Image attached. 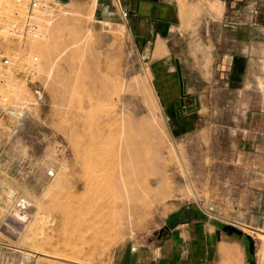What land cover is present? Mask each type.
Here are the masks:
<instances>
[{"label":"rangeland","instance_id":"374dc122","mask_svg":"<svg viewBox=\"0 0 264 264\" xmlns=\"http://www.w3.org/2000/svg\"><path fill=\"white\" fill-rule=\"evenodd\" d=\"M213 2L186 0L159 55L123 15L96 13V0H47L34 10L37 40L0 25V264H264V35L247 50L237 34L246 13ZM7 3L25 15L26 0ZM242 52L250 66L240 80L227 64ZM35 55L41 100L24 76ZM127 131L147 146L136 156ZM87 179L100 190L93 199ZM195 220L217 238L186 241L180 225ZM118 221L123 229L106 235L103 222ZM222 231L233 244L218 243Z\"/></svg>","mask_w":264,"mask_h":264},{"label":"crops","instance_id":"0c3cea01","mask_svg":"<svg viewBox=\"0 0 264 264\" xmlns=\"http://www.w3.org/2000/svg\"><path fill=\"white\" fill-rule=\"evenodd\" d=\"M61 1H83V0H61ZM95 12L100 11L101 17L116 19L122 17V12L127 11V23L136 31V42H141L145 49L149 48L154 52L157 42L171 41V37L175 36L178 25H181L179 16V4L177 0H96ZM229 3L234 8L235 13L245 12L248 20L245 22L246 27H240L237 30L238 38L244 39L247 34V50L255 48L257 42L256 36L264 35V0H220ZM71 2L69 4H73ZM237 28V27H235ZM173 40V39H172ZM261 43V42H260ZM167 45V44H166ZM168 53L158 57L166 58L171 54V50L167 45ZM263 48V47H262ZM202 64V63H201ZM230 74L235 78L244 79L249 74L250 58H245L244 53H235L231 56L228 64ZM188 233L187 240L205 239L211 241L210 238H217L218 232L215 228L211 229L208 223L201 224L197 220L180 225ZM210 226V227H209ZM214 226V225H212ZM215 234L209 233L214 230ZM187 230V231H186ZM210 234V235H209ZM228 234V233H227ZM229 235H225L222 231L220 240L225 244H233L234 241ZM216 263V262H215Z\"/></svg>","mask_w":264,"mask_h":264},{"label":"built area","instance_id":"2783aa9c","mask_svg":"<svg viewBox=\"0 0 264 264\" xmlns=\"http://www.w3.org/2000/svg\"><path fill=\"white\" fill-rule=\"evenodd\" d=\"M10 0H0V25L1 29L5 30L6 33L12 35L14 38L27 41V40H37L42 37V33L38 30V27L34 22H32L33 14L35 9H40L46 3L47 0H26V13L24 16H21L15 11L11 10L10 5L7 3ZM123 17L128 16L127 11L122 12ZM3 21V23L1 22ZM11 22V24H9ZM39 57L37 55L32 56L29 60V63L26 67L25 72V80L31 87L38 98L37 100H41L43 97V91L41 86L38 85L37 79H35V75L37 74ZM1 63L3 66H7L10 64V59L4 57L1 59ZM6 85V78L3 75L0 76V105L4 97L3 87Z\"/></svg>","mask_w":264,"mask_h":264},{"label":"bare ground","instance_id":"6f19581e","mask_svg":"<svg viewBox=\"0 0 264 264\" xmlns=\"http://www.w3.org/2000/svg\"><path fill=\"white\" fill-rule=\"evenodd\" d=\"M188 5L186 4V0H181L180 1V14H181V16H185L186 14H187V12L189 11V9H188V7H187ZM218 6H219V3L217 2V0H216V2H213V3H211V4H209V7L211 8V10H213V11H217L218 10ZM189 8H190V6H189ZM194 8V7H193ZM209 8V9H210ZM195 10H197L196 8H194ZM192 10V8L190 9V11ZM195 12V11H194ZM194 12H192V13H194ZM192 13H190V14H192ZM180 14H179V16H180ZM193 16V15H192ZM164 46H163V43L162 42H159L158 43V45H157V51H156V54L155 55H159V54H161V53H164ZM133 87V86H132ZM151 87V86H150ZM143 88V87H142ZM151 93H152V91H151ZM128 123H129V125L131 126V125H139V122L138 121H136V120H134L133 118H128ZM139 128V127H138ZM129 129H130V127H129ZM155 135H157V133L155 134ZM124 138H125V142L124 143H126L125 144V151L127 152V153H129V152H131L133 155H135L136 156V153L139 151V150H145V148H147V146H146V144H140V143H137L136 142V140H135V133L132 131V132H129V131H127L126 132V135L124 134ZM160 140H161V136H160ZM160 140H158V142H157V145H156V147H155V149H157V148H159V147H161L162 146V141H160ZM123 168V169H125L126 171H130V166L128 165V163L125 161V162H122V166H121V164H120V168ZM139 167V169L137 170L138 172H140V174L141 175H145L146 176V174H148V173H150L149 171H146V170H144L143 168H141L140 167V165L138 164V166H137V168ZM85 170V169H84ZM120 172V171H119ZM150 181V180H149ZM148 181V182H149ZM150 182H152V181H150ZM121 183V182H120ZM119 183V184H120ZM124 184V183H123ZM124 186V185H123ZM84 187H85V195H87L89 198L91 197V199H93L94 197H92L91 195H92V193L93 192H97V194L100 192V190H98V188L96 187L95 188V190H93L92 191V187H91V183L89 182V179H87L86 180V183H85V185H84ZM139 187V186H138ZM142 187V186H141ZM144 187V189H143V191H147V192H149V190H150V187L148 188L147 187V185L145 186H143ZM142 189V188H141ZM124 192H126V194H133V196H138V194L136 193L137 191H138V189H137V187L136 186H134L133 184H131V183H127L126 185H125V187H124V190H123ZM95 194V193H94ZM80 197V196H79ZM78 201V200H77ZM76 203V202H75ZM78 203H79V201H78ZM77 203V204H78ZM79 205V207H80V204H78ZM80 209V208H79ZM131 209V208H130ZM129 210V209H128ZM133 211V213H129V212H132ZM129 210V212L126 214V216L125 217H123V220L122 221H127L128 220V222L130 223V222H133V217L132 216H134L135 217V215H136V213H134L135 211H134V209L133 210ZM66 217V216H65ZM127 219V220H126ZM121 221V222H122ZM104 223V225H103V227H102V230L104 231V233L107 235V233H109V232H111V230H113V228H115L114 230L117 232V233H119L122 229H123V225L118 221V225H115V224H112V227H110L109 226V224L108 223H105V222H103ZM96 227H99V225H97ZM96 231H100L99 229H96ZM133 233V232H132ZM119 241V240H118ZM93 243V241H91V244ZM70 257H72V256H70ZM73 258H75V257H73ZM76 259V258H75Z\"/></svg>","mask_w":264,"mask_h":264},{"label":"water","instance_id":"95a60500","mask_svg":"<svg viewBox=\"0 0 264 264\" xmlns=\"http://www.w3.org/2000/svg\"><path fill=\"white\" fill-rule=\"evenodd\" d=\"M178 71H179V75H180V83H181V95L184 96V83L183 80H181V68L178 64ZM183 102V101H182ZM224 231L228 232L229 234H238V235H242L243 231L238 229L235 225L232 224H227L223 227Z\"/></svg>","mask_w":264,"mask_h":264}]
</instances>
